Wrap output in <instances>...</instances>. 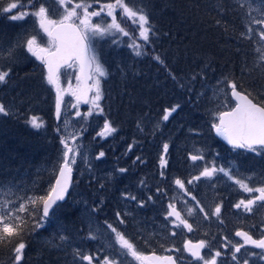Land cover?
Segmentation results:
<instances>
[{
    "label": "trees",
    "instance_id": "obj_1",
    "mask_svg": "<svg viewBox=\"0 0 264 264\" xmlns=\"http://www.w3.org/2000/svg\"><path fill=\"white\" fill-rule=\"evenodd\" d=\"M138 1L144 7L135 3L131 7L143 11L149 19L147 26L151 28L149 41L142 42L147 55L141 59L144 66L152 68L134 79L129 75L124 87L118 81L116 99H111L103 113L95 116L98 124L109 121L116 129L115 138L111 136L103 141L96 134L98 124L91 122L89 137L84 139L85 145L93 146L95 153L104 152L105 155L95 162L114 176L101 174L96 181L88 174L76 178L74 188L76 186V192L81 194L84 205L67 201L59 206L60 226L82 247L96 252L103 243L98 238L88 241L89 235L81 231L94 233L95 226L105 230V222L124 231L140 252L168 253L170 248L181 245L179 236H174L177 234L175 228H170L173 234L169 232L168 236L159 228L165 201L157 191L160 187L155 179H159L162 172L161 157L153 158L149 147L154 137L155 145L163 148L161 132L164 129L169 132L167 143L171 148L163 158L165 171L171 169L173 177L186 184L191 156L200 155L197 148L206 151V148L217 147L221 150L219 154L231 158L229 154L234 151L222 145L212 132L213 95L198 88L190 92L188 81L192 75L205 77L207 83L212 84L227 78V82L236 83L241 92L250 93V98L264 105V62L260 59L257 41L260 34H256L255 29L256 16L264 15V0ZM13 2L20 8L24 5L29 12L42 5V0H0V9ZM10 15L0 11V44L14 42L8 58H0V71L9 72L6 82L0 83V104L8 112V115L0 114V185L35 177L40 183L36 181L33 188L46 196L57 177L62 157L61 136L53 115L54 95L52 85L46 83L42 62L34 60L26 50L27 35L22 32L20 22L12 20ZM176 105H179L176 112L164 121L165 110ZM11 106L14 112L8 109ZM33 117L42 121L43 126L34 128L29 123ZM152 121L156 133L150 126ZM234 157L243 168L245 161ZM260 167L259 178L264 181V164ZM128 194L135 199L128 198ZM41 212L40 206L34 210L32 219L24 218L27 224L20 237L0 244V264H15L13 249L21 240L31 243L37 236L33 224L41 219ZM157 224L161 233L149 236L148 229L157 230ZM230 226L236 224L227 225ZM213 227L221 229L218 225ZM33 248L32 243L28 250L30 256ZM66 249L44 250L45 264H69V256H62ZM78 254L71 255L78 259ZM29 262L26 260L25 264Z\"/></svg>",
    "mask_w": 264,
    "mask_h": 264
},
{
    "label": "rangeland",
    "instance_id": "obj_2",
    "mask_svg": "<svg viewBox=\"0 0 264 264\" xmlns=\"http://www.w3.org/2000/svg\"><path fill=\"white\" fill-rule=\"evenodd\" d=\"M81 0H72V4L68 5L69 8L74 6L76 3H80ZM85 3H89L92 6L88 9L89 12L92 11H100L101 6L108 3H115V0H103L102 2H96L95 0H84ZM140 1L134 0H125L130 7L132 3L135 5L139 4L144 7L143 3H139ZM41 4L48 9V16L55 20H60L62 15L64 14V9L58 4L57 0H42ZM41 6V5H40ZM39 6V7H40ZM25 6H21L13 9L10 17L12 15H18L21 12H29L28 8H24ZM33 8L29 13L38 10V8ZM77 12L82 15V9H77ZM115 15L117 21L121 24V26L129 33V35L125 36L123 33L112 30L109 34L104 36H94L91 37V48L97 58V61L103 66L106 76L99 77L100 80V90L102 92V98L98 102L100 108L103 109L108 107L111 103V99H116L117 91L116 88L117 82L120 81L122 86L126 85V82L129 80V75L132 76V79L136 76H141L143 71L150 69V66H144L142 63V57L147 55V52L142 46V42H144L140 36V28L138 24H134L131 20H128L121 16V10L119 8L115 9ZM257 20L264 19V15L257 17ZM111 17L106 15L105 12H102L100 16L91 17V22L93 24H100L101 26H106L111 22ZM255 20V21H257ZM21 24L22 32L27 35L25 39H29L33 36H36L38 42L43 47H48V37L47 35L40 29L38 19L33 15H27L24 19L16 20ZM74 22L79 24L78 20ZM26 27L28 30H25ZM261 28H264V25H260L255 23V29L257 30L256 34H260ZM16 37V36H15ZM14 37V38H15ZM17 39V38H16ZM13 41H17V40ZM25 40V41H26ZM12 41V40H11ZM9 41V42H11ZM258 44L260 46L259 52L260 59L264 62V41L260 38ZM8 42V43H9ZM14 42L9 44H0V58L6 57L11 54V49L14 48ZM140 45V51L142 55H136V49H134L131 45L133 44ZM27 50V48H26ZM30 55H32L29 52ZM8 58V57H6ZM32 58L37 59L32 55ZM38 60V59H37ZM152 68V67H151ZM59 74V87H60V95H61V115L58 120L55 116L56 111V99H57V89L52 85L53 90V115L57 120V129L60 132L61 139L68 138V143L70 146L76 147L79 150V154L76 155V163L72 165L75 169L76 178L84 177L86 174L88 176L94 177L95 181L102 176L110 177L112 172L109 170L103 169L99 164H96L98 153H95L93 146H86L84 143V139L89 137L91 127L90 124H98L96 115L101 114L99 109L95 108L93 104V98L96 94V89L93 86L95 83V79L97 78L96 74L93 72L92 74V86H91V97L88 102H85L84 94H83V83L81 78L78 80L77 77H80V69L78 64L73 63L71 68H65L60 71ZM150 73H146L148 75ZM144 75V74H143ZM129 77V78H128ZM156 77V76H155ZM156 79L160 78L156 77ZM127 80V81H126ZM227 78H221L219 81H216L214 84L211 82L207 83V79L205 77H201L200 75H192L191 79L188 81V89L190 92H195L198 89L206 90L207 93L211 92L214 100V108L211 109L214 116V123L217 122V118L219 113L217 110H229L233 107L234 101L230 98V82H227ZM47 83V81H46ZM121 87V86H120ZM119 87V88H120ZM200 91V90H199ZM15 106V105H14ZM14 106L8 107L9 110L13 111ZM92 112V115H87L89 112ZM14 112V111H13ZM80 113L78 116L77 113ZM173 114V113H172ZM171 114V115H172ZM169 116V118L171 117ZM163 119V118H162ZM155 122V118L153 117ZM169 120V119H168ZM109 122V121H107ZM105 122H100L96 127L97 136L103 130ZM151 122L150 126L152 130L156 133V126ZM161 127L163 125L159 124ZM143 130V128H142ZM168 130L161 132L162 134V145L168 142ZM115 132L108 134L106 136L101 137L103 141H107L108 137L115 138ZM200 135V133H197ZM74 138V139H73ZM155 138L152 139V146L149 149L152 150L153 158L160 156L161 158H165L166 155L170 152L171 148L168 147V151L165 153L163 148H158L160 145H155ZM168 144V143H167ZM143 146H137V148H142ZM129 150V149H128ZM63 145L61 147V153L63 156ZM221 151L217 147H213L211 150L206 148V151H203L201 147L197 152L203 156L202 160L189 161L190 168L187 174L186 179L192 180V183L184 182V189H181L179 186L175 184V176L173 177L174 172L169 169V172L166 170V165L160 163L161 173L160 178L155 179L157 183V189L163 197L165 201L164 208H162V217L163 220L160 222L159 228L163 230V234L168 236L169 232H171L172 228L177 230V234L174 236H179L178 240L181 243L178 246V253L181 258L179 260L185 264H195L191 261V258L185 255L184 245L188 241L196 240V241H205L206 243V253L204 259L209 260L211 257L215 255L217 251L221 252V256L217 257V261L219 263L225 264H244V261H247L249 264H263L264 263V250H257L251 245L244 244L243 239L240 237H236L235 233L241 228L237 226L227 227L228 223H234L237 208L235 205L239 203L240 200L252 199L255 196L259 195L258 193H247L244 192L239 185H237L233 179H229L223 173L217 172L211 178L201 177L200 180H193V177L199 176L201 171L205 167H212L213 165L217 168H225L231 172V175L235 179L243 180L245 183H248L250 187L258 188L264 187V181L262 179L259 180L257 184L255 176H258V171H253L251 175L245 174L244 169L239 166V162L237 163L233 159L234 156L240 157L241 160L245 161L249 154L252 153L256 157H263L264 150H257V152H252L246 150L243 152L244 154H240L239 151L234 150V152H230L231 158H226L224 154H219ZM226 156L228 154H225ZM62 157L60 158L59 163H61ZM169 165V164H168ZM54 167V166H52ZM51 167V168H52ZM50 171V169H48ZM163 173V175H162ZM116 174V173H114ZM114 176V175H113ZM180 179V178H178ZM184 180V179H182ZM37 178H22L20 181H10L5 183L4 185H0V204L4 202L8 203L7 207L13 211L19 208L20 204H24L27 211L19 213L23 218L29 217V220L32 219L34 215V210L41 206L42 202L38 199L39 197H44L40 195L37 190L33 187L36 186ZM39 182V181H38ZM40 183V182H39ZM224 184L229 186L227 192H220L219 186L224 187ZM255 184V185H254ZM76 189V190H75ZM200 189V190H199ZM78 189H73L69 202L84 205V200L81 197L80 193H77ZM199 190V191H198ZM242 193L239 200H235L234 197L237 194ZM128 198L134 197L132 194L127 195ZM195 197V199H193ZM29 198L35 199L36 203L33 204L30 202ZM169 205H173L175 210L180 213L181 217L185 219L192 226V230L189 231L183 225H179V220L176 217L169 216L171 208ZM219 205L221 208L219 216L214 215V211L216 206ZM203 209V211H200ZM189 210H191V215H189ZM259 210L260 213L264 214V202H257L252 206V211L254 212ZM239 212L244 215H248L251 213L249 211H245L243 207L238 209ZM60 212L59 206L54 209V212L50 216V218H43L36 220L34 223L32 221L30 223L33 224L34 230L37 236H34L31 243H25L26 247L22 253V259L19 264H25V261H30L29 264H45L43 252L44 250H52L59 251L60 248H68L62 252V256H69V264H88L87 261H83L80 259V256L83 255H91L93 257L92 264H104V258L109 257L111 259H115L119 261V264H139L138 261L134 260L131 256L124 254L123 250L120 249L119 245L115 242V234L111 232V229L107 227L110 222H105V230L98 229V227H94L95 232H88L83 235H93L98 238V241L103 243V246L96 250L91 251L90 249H86V247H82L75 241V238L72 237L70 233H66V231L60 226ZM264 216V215H263ZM238 221V216L235 220ZM241 223V222H240ZM218 225L221 229L215 228L213 226ZM117 231L122 232L125 235L124 231H121L119 228L112 225ZM103 228V227H102ZM160 229L157 230L150 228L148 229V235H159L161 233ZM210 229V230H208ZM103 230V231H102ZM40 232H42L40 234ZM40 235H39V234ZM179 233V234H178ZM173 234V233H172ZM182 234L185 236L182 237ZM126 236V235H125ZM89 240H94L90 239ZM96 240V239H95ZM33 243L34 248L31 250L32 256L28 253V250ZM240 245H246V248L241 247L240 252H235V247ZM136 248V247H135ZM170 250L166 252L170 253ZM140 252L139 250H137ZM80 253L79 258L76 259L71 254ZM143 255L147 256V253L140 252ZM235 254L236 259L233 260L232 256ZM16 255V254H15ZM17 264V262H13Z\"/></svg>",
    "mask_w": 264,
    "mask_h": 264
},
{
    "label": "snow or ice",
    "instance_id": "obj_3",
    "mask_svg": "<svg viewBox=\"0 0 264 264\" xmlns=\"http://www.w3.org/2000/svg\"><path fill=\"white\" fill-rule=\"evenodd\" d=\"M57 2L64 9V14L60 20L50 18L48 16V9L43 5H41L38 10L34 12H21L18 15H12L10 18L12 20H21L27 15H33L38 19L40 29H42L48 37V47L41 46L37 37L33 36L26 40V48L28 52L44 64L47 69V83L55 86L57 89L55 106L56 118L59 120L61 115L59 69L62 64L71 68L73 66L72 62L75 61L80 62V70L82 73L85 68H87L89 71L96 74L97 78L95 79V83L93 85L96 89V94L93 98V104L95 108L99 109L100 112H103V109L100 108L98 103L102 98L99 77L106 76V72L103 66L97 61V58L91 48V37L97 35L104 36L112 32V30L121 32L125 36L129 35V33L125 31V29L117 21L115 9L119 8L121 10L122 17L139 25V36L143 41L147 42L149 41V33L151 32V28L147 26L149 25V19L142 10L130 7L127 3H125V0H115V3L104 4L101 6L100 11L92 12L88 11L92 5L85 3L84 0H81L80 3H76L71 8H69L68 5L72 4V0H57ZM19 6L20 5L15 2L9 3L7 7L0 9V11L8 13ZM77 9H82L83 14L80 15L77 12ZM105 9L106 15L112 18L111 22L106 26L93 24L91 22V17L100 16L102 12H105ZM74 18L79 21L78 25L74 23ZM255 23L264 25V19L257 20ZM249 31H251V29H249ZM260 39L264 41V28H261L260 30ZM131 46L136 49V55H142L140 45L134 43ZM262 58H264V55H262ZM155 59L159 60L160 58L155 57ZM8 76L9 72L0 71V83H5ZM88 78L91 79L92 77L89 76ZM77 79L79 80L80 77H77ZM230 88L231 96L236 100V104L230 110L220 112L218 116V123H213L212 127L215 129L216 134L223 137L234 149H246L252 152H256L258 149H264V105L254 103L253 99L250 98V93L243 94L238 91L236 83L230 82ZM178 107L179 105H176L175 107L166 109L165 114L162 117L163 120L167 121L169 116L176 112ZM0 114L8 115V112L3 104H0ZM77 115L79 116L80 113L78 112ZM87 115H92V112L90 111ZM29 123L37 129L43 126V122L38 120L37 117H33ZM115 131L116 129L106 121L104 123L103 130L98 133V135L103 137ZM61 144L63 145L64 151L59 168V176L55 181V185L50 188L48 194L44 197L38 198L43 204L44 217L49 215L50 209L53 208V205H55L57 201L64 200L65 193L68 191V187L71 182V175L73 171L72 165L76 163L75 157L79 154L78 148L69 145L68 138L61 139ZM168 147V144L163 145L165 153L168 151ZM70 154L72 155L70 156ZM104 155V152H100L97 159L103 157ZM191 159L193 161L202 160L203 156L193 155L191 156ZM161 164L162 166L166 164V161H164L163 158H161ZM120 171L123 172L125 170L121 169ZM217 172L223 173L229 179H233L244 192H255L259 194L252 199L240 200L239 203L235 205L237 209L243 207L245 211L251 212L252 206L258 201L264 202V187H250L249 184L245 183L243 180L235 179L231 175V172L223 167L217 168L214 165L212 167H205L199 176L193 177V180H200L201 177L211 178ZM187 183L191 184L192 180H189ZM175 184L181 189H184L185 187L184 182L180 179H176ZM132 199H135V197H132ZM193 199H195V197H193ZM29 200L33 204L36 203L35 199L29 198ZM8 203L10 202L6 201L0 204V244L11 243L13 238L20 237L27 224L24 218L19 215V213L27 211L25 205L20 204L19 208L13 211L7 207ZM169 207L172 210L168 213V215H174L176 219L179 220V225H177V227L183 225L191 231V224L181 217L180 213L175 210L173 205H169ZM200 211H203V209H200ZM220 211L221 208L217 205L213 214L219 216ZM189 215H191V210H189ZM117 216L119 217L120 214L117 213ZM120 222L123 223L124 221L121 220ZM107 227L115 234V242L119 245L120 249L123 250L124 254L131 256L134 260L138 261L139 264H151L152 261H163L164 264H177V261L171 256L148 257L143 255L137 251L134 244L126 238L122 232L117 231V229L111 224H108ZM235 235L242 237L244 244L251 243L256 248L264 250V239H253L247 232L243 231H237ZM89 238L96 239V237L91 234ZM243 246L244 245L235 247V252H240L241 247ZM25 247V243L21 240L13 249L16 254L15 261L17 264H19L22 259V253ZM205 247V241H200L198 244L187 242L184 245L185 250L189 251L196 259L203 260L204 264H217L216 258L221 256V252L217 251L209 260H205L200 254V249ZM80 259L87 261L88 264H92L93 261V257L91 255L80 256ZM232 259H236L235 254H233ZM104 264H119V261L105 257ZM244 264H248V262L245 261Z\"/></svg>",
    "mask_w": 264,
    "mask_h": 264
},
{
    "label": "water",
    "instance_id": "obj_4",
    "mask_svg": "<svg viewBox=\"0 0 264 264\" xmlns=\"http://www.w3.org/2000/svg\"><path fill=\"white\" fill-rule=\"evenodd\" d=\"M71 62V61H70ZM77 64H78V66H79V69H80V62L79 61H75ZM73 63V62H72ZM43 66H44V64H43ZM64 68H67V66L66 65H63L62 64V66L60 67V69H59V73H60V70H62V69H64ZM44 70H45V73H47V69L45 68V66H44ZM92 74H93V72H91V71H89L87 68H85V70H84V72L82 73L81 72V70H80V78H81V81H82V83H83V94H84V98H85V100L86 101H89V99H90V97H91V84H92V78L91 79H89L88 77L89 76H91L92 77ZM238 91H240L239 89H238ZM241 92V91H240ZM241 93H243V94H246V93H244V92H241ZM230 96H231V91H230ZM231 99H233L234 101H235V104H236V100L231 96ZM252 99V98H251ZM253 102H254V100H253ZM254 103H257V102H254ZM258 104V103H257ZM235 106V105H234ZM226 111H228V110H226ZM56 116V115H55ZM218 123V122H217ZM213 135H215V137L222 143V144H224L225 146H228L229 148H232V149H234L230 144H228V142L223 138V137H221V136H218L217 134H216V131H215V129L213 128ZM236 149H239V148H236ZM240 150H246V149H240ZM72 154H70V156H71ZM73 168V167H72ZM57 177H56V179L58 178V176H59V172L57 173V175H56ZM56 179H55V181H56ZM74 179H75V175H74V168H73V171H72V175H71V182H70V184H69V187H68V191L65 193V198H64V200H62V201H57L56 202V204L55 205H53V208L52 209H50V211H49V215L47 216V217H44V218H50V216L52 215V213H53V210L55 209V207L57 206V205H60V204H64V202H66L69 198V195H70V193H71V191H72V186H73V184H74ZM55 181H54V183H53V185L52 186H54L55 185ZM41 211H42V214H43V204H42V207H41ZM262 239H264V237L262 238ZM192 244H198L199 242H196V241H192L191 242ZM185 251H187V250H185ZM188 252V254L192 257V258H195V257H193L192 255H191V253L189 252V251H187ZM203 253H204V248L203 249H200V254L203 256ZM153 256H155V257H167V256H171V257H173V259H175V256L173 255V254H170V255H161V254H157V253H150L149 255H148V257H153ZM196 259V258H195ZM176 260V259H175ZM151 264H164V262L163 261H152L151 262ZM178 264V263H177Z\"/></svg>",
    "mask_w": 264,
    "mask_h": 264
},
{
    "label": "flooded vegetation",
    "instance_id": "obj_5",
    "mask_svg": "<svg viewBox=\"0 0 264 264\" xmlns=\"http://www.w3.org/2000/svg\"><path fill=\"white\" fill-rule=\"evenodd\" d=\"M240 222L241 223L236 224V226L238 228H241V230H238V231L247 232L253 239H256V240H259V239H261V238L264 237V216H260V218H249V219L248 218H245V219H242ZM227 223H230V222H227ZM236 237H238V236H236ZM240 238L243 239L242 237H240ZM247 245H249V246L251 245L255 249L261 250L259 248H256L251 243H249ZM245 246L243 248H246ZM177 249H178V247H176V248L175 247H172L171 250H170V253L171 254H174L175 259H176V261H177L178 264H185V263H183V262H181L179 260V258H181V257L179 255V253H178L179 251ZM206 251L207 250L205 249V253H206ZM149 253H151V252H147V255ZM158 253H160L161 255L170 254V253H165V252L164 253L163 252H158ZM205 253H204L203 257L205 256ZM185 255L188 256L189 258H191V261L194 262L195 264H204V261L203 260H199V259L192 258L186 251H185ZM217 264H225V263H219L217 261Z\"/></svg>",
    "mask_w": 264,
    "mask_h": 264
},
{
    "label": "bare ground",
    "instance_id": "obj_6",
    "mask_svg": "<svg viewBox=\"0 0 264 264\" xmlns=\"http://www.w3.org/2000/svg\"><path fill=\"white\" fill-rule=\"evenodd\" d=\"M103 1V0H102ZM42 65H43V63H42ZM91 86H92V84H91ZM231 91V90H230ZM245 93V92H244ZM230 98H231V96H230ZM90 100V99H89ZM254 100V99H253ZM86 101V100H85ZM234 101V100H233ZM88 102V101H87ZM254 102H256V101H254ZM258 103V102H257ZM234 104H235V101H234ZM258 104H260V103H258ZM56 108V107H55ZM233 108V107H232ZM230 110V109H229ZM223 111H226V110H223ZM223 111H221V112H223ZM218 119V118H217ZM212 132H213V128H212ZM215 136V135H214ZM217 139V138H216ZM218 140V139H217ZM219 141V140H218ZM220 142V141H219ZM221 143V142H220ZM222 144V143H221ZM222 145H224V144H222ZM225 146V145H224ZM226 147H228V146H226ZM229 148V147H228ZM229 149H231L232 151H234V150H237V151H239V152H246V150H240V149H232V148H229ZM258 150H264V149H258ZM257 152V151H256ZM262 164H264V156L263 157H261V158H259V157H256L254 154H252V153H250L249 154V157H247L246 158V160H245V163H244V167H243V169H244V173L245 174H249V175H251L252 173H253V171H258L259 169H261V167H260V165H262ZM59 172V171H58ZM57 172V173H58ZM57 175V174H56ZM74 175H75V169H74ZM259 175H260V170H259V173H258V176H255V178H256V182H255V184H257L258 182H259V180L260 179H258L259 178ZM56 179V178H55ZM75 180H76V175H75V179H74V184H73V188H72V191H73V189H74V185H75ZM55 181V180H54ZM254 184V185H255ZM53 185V184H52ZM227 189H229V186H227L226 184H224V187H222L221 185H220V188H219V190H221L220 192H227ZM72 191H71V193H72ZM71 193H70V195H71ZM70 195H69V197H70ZM242 195V193H239L238 194V197H237V194H236V196L234 197V199L237 201V200H239V198H240V196ZM67 201H69V200H67ZM66 201V202H67ZM66 202H64V203H66ZM60 205H63V204H60ZM60 205H57V206H60ZM56 206V207H57ZM41 207H42V204H41ZM55 207V208H56ZM172 210V209H171ZM170 210V211H171ZM53 212H54V210H53ZM42 213V212H41ZM237 215L235 216V220H236V218H237V216H238V224L240 223V221L242 220V219H245L243 216L244 215H242V214H239L238 212L236 213ZM251 214H257L256 212H253V213H251ZM42 216H43V214H42ZM43 218H44V216H43ZM234 220V223H231V224H237V222ZM228 224H230V223H228Z\"/></svg>",
    "mask_w": 264,
    "mask_h": 264
}]
</instances>
